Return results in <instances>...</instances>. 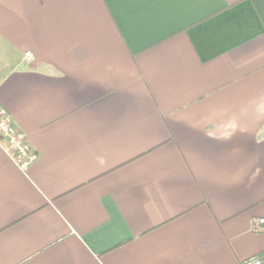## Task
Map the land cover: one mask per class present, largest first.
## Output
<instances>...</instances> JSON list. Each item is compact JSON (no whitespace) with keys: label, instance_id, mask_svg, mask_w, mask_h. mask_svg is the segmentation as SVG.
<instances>
[{"label":"crops","instance_id":"1","mask_svg":"<svg viewBox=\"0 0 264 264\" xmlns=\"http://www.w3.org/2000/svg\"><path fill=\"white\" fill-rule=\"evenodd\" d=\"M0 264H264V0H0Z\"/></svg>","mask_w":264,"mask_h":264},{"label":"built area","instance_id":"2","mask_svg":"<svg viewBox=\"0 0 264 264\" xmlns=\"http://www.w3.org/2000/svg\"><path fill=\"white\" fill-rule=\"evenodd\" d=\"M0 147L10 159L23 171L37 159L26 135L14 126L12 117L0 107ZM263 224L264 221L260 220ZM245 264H263L261 258H252Z\"/></svg>","mask_w":264,"mask_h":264},{"label":"snow or ice","instance_id":"3","mask_svg":"<svg viewBox=\"0 0 264 264\" xmlns=\"http://www.w3.org/2000/svg\"><path fill=\"white\" fill-rule=\"evenodd\" d=\"M130 3H171L178 2V0H126Z\"/></svg>","mask_w":264,"mask_h":264}]
</instances>
